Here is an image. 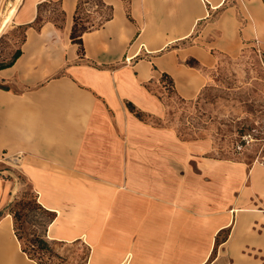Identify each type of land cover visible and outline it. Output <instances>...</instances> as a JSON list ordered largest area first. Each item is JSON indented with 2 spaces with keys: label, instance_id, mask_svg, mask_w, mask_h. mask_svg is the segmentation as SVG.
I'll return each mask as SVG.
<instances>
[{
  "label": "crops",
  "instance_id": "1",
  "mask_svg": "<svg viewBox=\"0 0 264 264\" xmlns=\"http://www.w3.org/2000/svg\"><path fill=\"white\" fill-rule=\"evenodd\" d=\"M207 1L216 8L224 0ZM102 2L111 15L100 28L84 32L81 51L71 39L79 0H20L11 23L24 26L22 53L0 67L1 154L20 153L29 177L85 176L120 188L118 214L121 203L124 209L131 205L134 231L116 239L133 241L130 264H208L218 232L250 203L264 207V163L206 155V141L182 139L160 122L167 115L163 74L176 76L184 97L199 91L198 69L189 74L179 59L191 55L202 63L208 55L198 47L187 54L174 51L208 13L205 0ZM52 3L61 24L46 19L37 29L40 7ZM252 7L254 29H264V8ZM4 197L0 180V264H39L23 251L12 214L1 212L9 205ZM174 207L183 210L182 223L199 226L197 231H135L136 225L168 223L158 216ZM250 237L230 235L213 264L222 257L229 264H252L254 253L264 255V238ZM122 249L118 244L119 254ZM125 259L120 264H128Z\"/></svg>",
  "mask_w": 264,
  "mask_h": 264
},
{
  "label": "rangeland",
  "instance_id": "2",
  "mask_svg": "<svg viewBox=\"0 0 264 264\" xmlns=\"http://www.w3.org/2000/svg\"><path fill=\"white\" fill-rule=\"evenodd\" d=\"M8 2L15 0L1 1L0 22ZM256 4L264 8V0H224L216 8L205 0V12L208 13L198 22L192 35L181 44L169 45L163 50L171 51L176 46L174 52L187 54L189 48L198 47L208 55L209 60L202 63L191 55L179 59L189 74L198 69L201 76L198 93L192 98L182 96L173 73H169L173 81L161 82V97L167 106V115L160 122L176 129L182 139L206 141L209 144L206 155L248 165L264 163V29H254L258 28L256 23L254 25L252 7ZM55 8L54 3L42 5L39 22L48 19L60 25L61 16ZM110 15V8L102 0H79L76 28L78 32L100 28ZM250 23L253 28H249ZM7 26L0 37V63L3 64L13 59L24 40V26L14 21ZM259 27L264 28V22ZM143 117L148 118V115ZM19 155L7 149L2 155L0 149V180L5 188L3 201L11 208L16 200L33 201L32 197L36 196L38 201L58 211L50 218L49 213L32 203L23 209L28 215L23 217L21 229H15L13 219L14 233L23 236V241L19 240L21 246L23 242L29 244L36 239L37 234L50 242L36 253L35 261L42 264H120L126 257L125 262L130 264L133 241L116 239L118 233L134 231L131 205L124 209L121 203L118 214L117 192L120 188L85 176L29 177L23 170V160H15ZM125 204L131 203L125 200ZM259 204L258 201L250 203L234 216L233 225L222 227L208 264L214 263L216 251L224 247L221 243L232 234L233 238L235 233L264 238V212H260L264 207ZM4 211L9 212L5 207L1 212ZM163 211L159 220L166 219L168 223L136 225L135 231H197L199 226L182 223L186 217L182 209L174 207L169 214V211ZM143 243L147 245L149 241ZM118 244L123 248L121 254L116 250ZM254 254L258 256L251 258L252 264L256 261L264 264V255ZM229 259L222 257L215 264H229Z\"/></svg>",
  "mask_w": 264,
  "mask_h": 264
},
{
  "label": "trees",
  "instance_id": "3",
  "mask_svg": "<svg viewBox=\"0 0 264 264\" xmlns=\"http://www.w3.org/2000/svg\"><path fill=\"white\" fill-rule=\"evenodd\" d=\"M78 9H79V3H78V8L76 10V13L74 15V25L72 27L71 39L73 42L79 43L80 49H81V51H83L82 35L84 34L85 31H87V29H83L80 32H78V30L76 28ZM39 21H40V16L36 20V24H35L37 29H40L41 25H42V23H40ZM21 53H22L21 49H18L17 52L15 53L13 59L7 64L0 63V67L12 65L15 62V60L21 55ZM165 80L173 81V78H171V76H169L168 74H163L162 81H165ZM137 115L142 117L143 114L141 112H137ZM32 200L33 201L27 200V198H21L19 200H16V202L12 204L11 208H10V204L8 205L9 207L7 206L9 212L13 216L14 225H15L16 230H19L22 228V225H23L22 219L24 216L28 215L25 212H23V209L31 206L32 203L35 205V207L42 208V210L44 212L49 213V215L51 216L50 218H54V216H55L54 212H51V211L45 209L42 206V204L37 200L36 196H33ZM16 206H18L19 209H15ZM51 220H53V219H51ZM16 235L20 241L21 240L23 241L22 235L18 234V232L16 233ZM26 244L27 243L23 242V246H22L23 251L26 252L31 259L36 260L35 259L36 253L39 254L41 252V250H43L44 248H46L47 245L50 244V242L48 240H45L43 235L37 234L36 239H34L33 241H30L29 244H27V245ZM38 258H39V255H38ZM37 262L39 264H42L39 261H37Z\"/></svg>",
  "mask_w": 264,
  "mask_h": 264
},
{
  "label": "bare ground",
  "instance_id": "4",
  "mask_svg": "<svg viewBox=\"0 0 264 264\" xmlns=\"http://www.w3.org/2000/svg\"><path fill=\"white\" fill-rule=\"evenodd\" d=\"M20 0H15V2H8L6 8L4 9V17L3 21L0 22V36L3 34L4 27L9 25L16 13L17 5L19 4ZM5 24V26L3 25Z\"/></svg>",
  "mask_w": 264,
  "mask_h": 264
},
{
  "label": "built area",
  "instance_id": "5",
  "mask_svg": "<svg viewBox=\"0 0 264 264\" xmlns=\"http://www.w3.org/2000/svg\"><path fill=\"white\" fill-rule=\"evenodd\" d=\"M15 160H21V155L16 156V157H15Z\"/></svg>",
  "mask_w": 264,
  "mask_h": 264
}]
</instances>
